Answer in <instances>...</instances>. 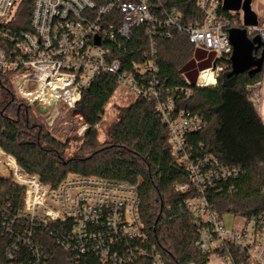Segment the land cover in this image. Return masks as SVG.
Here are the masks:
<instances>
[{
  "label": "built area",
  "instance_id": "obj_1",
  "mask_svg": "<svg viewBox=\"0 0 264 264\" xmlns=\"http://www.w3.org/2000/svg\"><path fill=\"white\" fill-rule=\"evenodd\" d=\"M20 3L0 0V74L8 77L18 98L47 122L61 109L71 112L82 122V136L86 125L76 112L82 93L100 75L116 77L124 94L153 102L167 127L174 162L186 168L196 194L184 206L194 218L198 250L228 264H264V211L237 217L233 229H226L207 195L221 182L236 179L240 169L225 167L212 156L193 159L187 137L205 124L176 108L178 93L189 98L192 87H214L225 71L220 61L232 54L230 23L219 14L220 1L197 0L202 22L183 26L180 15L165 9L161 0H105L100 6L91 0H34L29 30L16 32L11 28L17 25ZM139 28L145 30L149 55L123 72L115 53L130 44ZM240 28L264 43V21ZM172 31L186 35L193 53L204 52L211 60L208 68L197 71L193 85L183 75L185 87L169 90L157 80L154 37L169 39ZM263 85L247 88L258 111ZM0 180L23 191L18 207L0 202V264H48L49 255L39 243L43 236L74 257L69 264L85 255L96 256L101 264H132L148 256L135 186L70 174L52 189L22 172L1 148ZM188 189L179 185L174 190L185 194ZM150 257L153 264H162L157 254Z\"/></svg>",
  "mask_w": 264,
  "mask_h": 264
},
{
  "label": "trees",
  "instance_id": "obj_2",
  "mask_svg": "<svg viewBox=\"0 0 264 264\" xmlns=\"http://www.w3.org/2000/svg\"><path fill=\"white\" fill-rule=\"evenodd\" d=\"M33 1L21 0L15 13L17 25L11 29L29 30ZM91 1L100 6L105 0ZM161 3L168 11L180 15L183 26L202 22L197 0H161ZM250 3L251 0L243 2L244 19L254 20ZM219 14L229 20L230 29L240 28L237 14L231 15L222 7ZM131 36L130 44L115 53L123 72L132 63L145 62L149 55L145 30L136 29ZM154 38L160 85L169 90L183 88V75L193 85L197 71L192 73V57L197 59L205 53H193L188 37L175 31L169 39ZM260 54L261 50L256 58ZM229 59L220 61L225 71L214 87H192L189 98L178 93L176 108L201 118L205 124L201 131L187 137V151L193 159L212 156L225 167L240 169L236 179L221 182L215 191H209L207 200L220 217L230 213L244 219L264 211V123L247 94L249 86L263 80L264 62L259 74L231 75ZM118 91L116 77L100 75L82 93L76 111L86 130L78 154L64 159L70 142H58L46 132L32 109L18 98L8 77L0 74V148L15 158L22 172L37 177L52 189L70 174L135 186L140 198V220L147 237L142 247L148 256L132 264H153L150 256L155 254L162 264H208L211 256L198 250L194 218L184 206L195 198V191L186 168L174 162L167 127L158 118L154 103L132 98L129 105L117 109L116 122L107 130L105 139L99 141L106 109ZM179 185H189L188 191L176 193L174 189ZM22 195V190L0 180L1 203L18 207ZM39 243L49 255L48 264H69L67 260L74 258L47 236ZM77 264L101 263L96 256L85 255Z\"/></svg>",
  "mask_w": 264,
  "mask_h": 264
},
{
  "label": "rangeland",
  "instance_id": "obj_3",
  "mask_svg": "<svg viewBox=\"0 0 264 264\" xmlns=\"http://www.w3.org/2000/svg\"><path fill=\"white\" fill-rule=\"evenodd\" d=\"M252 8L258 13V17L260 20L263 18L264 13V0H251ZM245 27L246 26H243ZM210 58L204 56H199L197 58L198 64H193V71L192 73L196 72L197 70L203 69L209 66ZM191 75V74H189ZM188 80L190 79L188 76L186 77ZM261 82H264V77ZM132 98L128 95L124 94L123 91L119 90L115 95L110 104L106 109V114L103 117L102 125L99 129V141L102 142L107 134V130L117 120V109L125 107L130 104ZM257 109V108H256ZM77 112V111H76ZM260 118L264 123V85L261 89V97H260V111H258ZM79 115V114H78ZM80 117V115H79ZM40 121V124L43 125V128L46 132H48L51 136H53L58 142L68 143L70 142L69 146L67 147L64 159H70L78 154L79 148L81 146L80 139L84 136H80L78 134L80 130V122L78 119H73L71 112H66L61 109V112L55 113L52 117L51 121L47 122L39 117H37ZM81 118V117H80ZM82 119V118H81ZM222 221L226 227V229L232 230L235 222H237V217L230 213H225L222 216ZM215 258L211 257L208 264H228L225 261H218L215 262ZM214 261V262H213Z\"/></svg>",
  "mask_w": 264,
  "mask_h": 264
},
{
  "label": "water",
  "instance_id": "obj_4",
  "mask_svg": "<svg viewBox=\"0 0 264 264\" xmlns=\"http://www.w3.org/2000/svg\"><path fill=\"white\" fill-rule=\"evenodd\" d=\"M228 39L232 47L230 56L231 75L248 72L249 75H256L261 72L264 62L263 43L254 37L250 39L247 32L241 28H234L228 31ZM261 50L259 58L256 54ZM204 75H202V78ZM43 112V109H40Z\"/></svg>",
  "mask_w": 264,
  "mask_h": 264
},
{
  "label": "crops",
  "instance_id": "obj_5",
  "mask_svg": "<svg viewBox=\"0 0 264 264\" xmlns=\"http://www.w3.org/2000/svg\"><path fill=\"white\" fill-rule=\"evenodd\" d=\"M243 2H244V0H224L221 3V7L224 10H227L228 13H230L231 15L237 14L239 16L240 27H242V25L246 26V27L256 26V25H259L260 23H262L264 21V13H263V18L260 20V18L258 17V13L252 8V2L250 3L249 7H250V12L254 17V20H252L251 18L244 19V13H243L244 11L242 8ZM197 52H201V51H197ZM202 53H204V52H202ZM205 56H206V54H205ZM192 59H193V57H192ZM193 62H194V60H193ZM197 71H199V70H197ZM209 262H211V261H209ZM214 263H218V261L215 260Z\"/></svg>",
  "mask_w": 264,
  "mask_h": 264
}]
</instances>
